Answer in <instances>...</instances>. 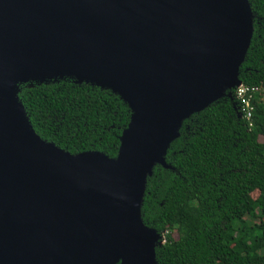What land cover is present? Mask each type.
<instances>
[{"label":"water","instance_id":"1","mask_svg":"<svg viewBox=\"0 0 264 264\" xmlns=\"http://www.w3.org/2000/svg\"><path fill=\"white\" fill-rule=\"evenodd\" d=\"M250 35L246 0H0V264H156L145 174L180 119L239 85ZM65 77L127 103L116 159L33 132L16 84Z\"/></svg>","mask_w":264,"mask_h":264},{"label":"trees","instance_id":"2","mask_svg":"<svg viewBox=\"0 0 264 264\" xmlns=\"http://www.w3.org/2000/svg\"><path fill=\"white\" fill-rule=\"evenodd\" d=\"M246 3L251 35L236 77L256 89L251 118L241 117L235 88L224 87L178 121L160 153L165 166L145 174L135 212L163 236L156 264H264V0ZM17 99L41 140L73 156L116 159L131 116L116 93L59 81L24 87Z\"/></svg>","mask_w":264,"mask_h":264},{"label":"built area","instance_id":"3","mask_svg":"<svg viewBox=\"0 0 264 264\" xmlns=\"http://www.w3.org/2000/svg\"><path fill=\"white\" fill-rule=\"evenodd\" d=\"M256 91L254 87H249L239 83L234 90V95L239 104L241 117L247 121L251 118L252 108L250 106V99L252 94Z\"/></svg>","mask_w":264,"mask_h":264},{"label":"rangeland","instance_id":"4","mask_svg":"<svg viewBox=\"0 0 264 264\" xmlns=\"http://www.w3.org/2000/svg\"><path fill=\"white\" fill-rule=\"evenodd\" d=\"M52 80H50V82H51ZM56 82H59V81H68V82H72L73 83V81H74V79L73 78H68V77H65V78H62L61 80H59V79H56L55 80ZM49 83V82H48ZM37 84V82H27V83H21V82H19L18 84H16V88H17V90L18 91H20L22 88H24V87H27V86H35ZM260 141H262V139L260 138L259 139ZM257 196V193L254 191L253 193H251V197L254 199L255 197ZM261 220L264 222V216L261 218ZM256 221V220H255ZM173 236H175V235H173ZM160 241H163V236H160V239H159Z\"/></svg>","mask_w":264,"mask_h":264}]
</instances>
